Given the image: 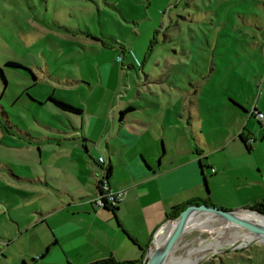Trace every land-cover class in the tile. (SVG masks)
Instances as JSON below:
<instances>
[{
	"label": "crops",
	"instance_id": "obj_1",
	"mask_svg": "<svg viewBox=\"0 0 264 264\" xmlns=\"http://www.w3.org/2000/svg\"><path fill=\"white\" fill-rule=\"evenodd\" d=\"M101 64L97 74L66 80L68 94H47L80 111L47 98L63 128L39 119L59 133H44L45 144L36 147L43 169L26 178L32 206L0 221V264L133 259L171 210L200 201L239 208L264 197V133L247 107L233 112L227 128L220 113L211 120L210 104L194 103L198 95L145 86L137 72L112 73L108 60ZM102 177L125 188L113 206L88 201Z\"/></svg>",
	"mask_w": 264,
	"mask_h": 264
},
{
	"label": "rangeland",
	"instance_id": "obj_2",
	"mask_svg": "<svg viewBox=\"0 0 264 264\" xmlns=\"http://www.w3.org/2000/svg\"><path fill=\"white\" fill-rule=\"evenodd\" d=\"M103 60L112 73L137 72L145 86L198 95L194 103L210 104L211 120L220 113L228 128L234 111L264 113V0H0V221L32 206L26 178L43 169L36 147L44 133H59L39 119L63 128L47 94H68L66 80L97 74ZM250 120L263 135L264 116ZM203 222L180 234L170 264L208 248L215 236L208 225H221L219 239L235 230L214 216ZM194 264H264V243Z\"/></svg>",
	"mask_w": 264,
	"mask_h": 264
},
{
	"label": "water",
	"instance_id": "obj_3",
	"mask_svg": "<svg viewBox=\"0 0 264 264\" xmlns=\"http://www.w3.org/2000/svg\"><path fill=\"white\" fill-rule=\"evenodd\" d=\"M239 209H248L250 211H255L259 214H264V212L257 211L255 209L249 208V207H239V208H223L220 206H217L212 203L207 202H193L188 203L184 207H182L178 213L171 218H167L164 222H166L169 219L174 220V225L171 230V232L166 237L164 243L159 247H154L150 252L149 246L153 239L154 233L161 227L162 224H160L155 231L153 232L150 243L146 247V250L144 252V255L141 260V264H160L163 260V258L166 256V254L169 252L173 244L178 240L180 234L182 233L184 224L186 220L191 217L194 213H204V214H210L211 216L220 218L224 221H226L228 224H234L241 228H244L253 234L256 235L255 238H251L245 243H240L239 241H232L229 244L221 245L215 250L214 252H220L225 249H235L238 247H241L242 245H248L251 244L254 241L264 243V224H260L257 222H254L252 220H249L246 217H243L241 213L238 212ZM205 257H200L197 261L194 263H197L204 259ZM193 263V264H194Z\"/></svg>",
	"mask_w": 264,
	"mask_h": 264
},
{
	"label": "bare ground",
	"instance_id": "obj_4",
	"mask_svg": "<svg viewBox=\"0 0 264 264\" xmlns=\"http://www.w3.org/2000/svg\"><path fill=\"white\" fill-rule=\"evenodd\" d=\"M238 212L241 213V215L243 217H246L249 220H252V221L260 223V224H264V214H259L255 211H250L248 209H239ZM212 217L213 216H211L210 214L208 215V214H204V213H199V214L194 213L191 217H189L186 220L182 232L185 230H190L191 228H197L199 225L197 223L204 221L203 222V224H204L205 222H208V220ZM173 225H174V220H172V219L167 220L166 222H164L161 225V227L154 234L153 248L159 247L164 243L166 237L171 232ZM231 225L235 229L233 231V233L229 236L226 234L225 236H223L220 239L218 237L216 238V236L221 235V233L223 231L221 225H219L220 226L219 230H217L214 225H210V226L208 225V228L211 231H214V233H215V236L212 238V242L208 246V248L207 249L206 248L200 249V251L198 252L199 254L197 256H193V257L189 256V257L179 259L175 264H193L195 261H197L198 257L200 258L202 256L206 257L208 255H211L221 245L229 244L232 241H239L240 243L243 244L246 241H248L249 239L256 237L255 234H253L252 232H250L244 228H241V227L234 225V224H231ZM175 243L173 244V246L171 247L169 252L166 254V256L163 258V260L160 264H170L169 262H170L171 254L173 253V248L176 245Z\"/></svg>",
	"mask_w": 264,
	"mask_h": 264
},
{
	"label": "trees",
	"instance_id": "obj_5",
	"mask_svg": "<svg viewBox=\"0 0 264 264\" xmlns=\"http://www.w3.org/2000/svg\"><path fill=\"white\" fill-rule=\"evenodd\" d=\"M6 63L7 64H11V65H19L18 62L13 61V60L6 61ZM47 98L55 106H57V107H59L61 109L72 111V112L80 111L79 107L70 104L69 102L65 101L64 99H62V98H60L58 96L47 95ZM249 114L252 115L251 113H249ZM107 173H108V166L105 169V174H107ZM200 202H202V201H200ZM207 203H209V202H207ZM103 206H107V205H103ZM110 206H113V205H110ZM242 207H249V208L255 209L257 211L264 212V197L263 198L254 199V200L246 203V205H244ZM180 209L181 208L171 210L170 212H168L166 214V218L174 217L178 213V211ZM144 252H145V248H141L138 256L136 258H133V259H117V258H115L112 255H107V256H104V257L97 258V259H94L92 261L86 262L85 264H141V260H142V257L144 255Z\"/></svg>",
	"mask_w": 264,
	"mask_h": 264
},
{
	"label": "built area",
	"instance_id": "obj_6",
	"mask_svg": "<svg viewBox=\"0 0 264 264\" xmlns=\"http://www.w3.org/2000/svg\"><path fill=\"white\" fill-rule=\"evenodd\" d=\"M248 112L253 114L257 119H261L264 116L263 112L257 110L253 106ZM98 161H102V156L98 157ZM124 193V187H113L109 184L105 177H102L96 183V192L88 198V201L93 206L97 207H101L103 205H115L118 201L122 199Z\"/></svg>",
	"mask_w": 264,
	"mask_h": 264
}]
</instances>
